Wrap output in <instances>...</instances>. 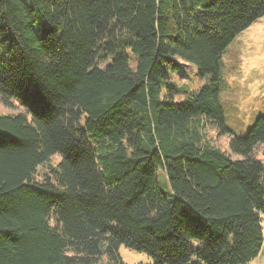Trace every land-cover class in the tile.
<instances>
[{
    "label": "trees",
    "instance_id": "16d2710c",
    "mask_svg": "<svg viewBox=\"0 0 264 264\" xmlns=\"http://www.w3.org/2000/svg\"><path fill=\"white\" fill-rule=\"evenodd\" d=\"M263 16L264 0H0V101L24 108L0 113V264H131L121 245L151 259L133 264L255 258L264 115L231 132L221 94L224 53ZM188 64L196 90L176 81Z\"/></svg>",
    "mask_w": 264,
    "mask_h": 264
},
{
    "label": "rangeland",
    "instance_id": "374dc122",
    "mask_svg": "<svg viewBox=\"0 0 264 264\" xmlns=\"http://www.w3.org/2000/svg\"><path fill=\"white\" fill-rule=\"evenodd\" d=\"M223 62L225 77L221 102L226 115V124L231 132L245 135L257 117L264 115V16L234 38L224 53ZM186 71L188 73L186 78L176 76L178 83L186 84L189 88L196 90L207 81L206 77L197 74V68L192 64L186 65ZM16 111H24L18 102L13 101L11 106H7L0 101V113ZM204 138L226 151L231 157L241 158L231 151L229 134H221L209 122L205 123ZM253 152L256 157L264 161L263 144H258ZM60 160L61 156L55 154L51 158V163L56 164ZM46 169L47 167L42 165L39 167L38 173L42 175ZM165 180H167L166 175ZM161 185L163 188L169 189V182L162 180ZM261 223L263 228L262 248L259 254L247 264H264V215ZM119 252L127 263L151 261L147 253L132 250L125 245L120 246ZM95 264H107L106 256H103Z\"/></svg>",
    "mask_w": 264,
    "mask_h": 264
}]
</instances>
